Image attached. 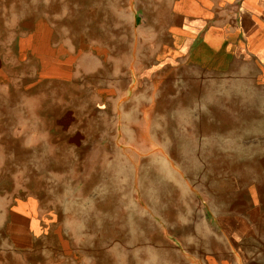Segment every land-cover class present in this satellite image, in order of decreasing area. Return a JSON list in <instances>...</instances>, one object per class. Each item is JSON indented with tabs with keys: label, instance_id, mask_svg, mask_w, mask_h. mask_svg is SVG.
<instances>
[{
	"label": "rangeland",
	"instance_id": "374dc122",
	"mask_svg": "<svg viewBox=\"0 0 264 264\" xmlns=\"http://www.w3.org/2000/svg\"><path fill=\"white\" fill-rule=\"evenodd\" d=\"M177 1L0 0V264H264V55Z\"/></svg>",
	"mask_w": 264,
	"mask_h": 264
},
{
	"label": "crops",
	"instance_id": "0c3cea01",
	"mask_svg": "<svg viewBox=\"0 0 264 264\" xmlns=\"http://www.w3.org/2000/svg\"><path fill=\"white\" fill-rule=\"evenodd\" d=\"M234 15L250 49L263 56L264 0H178L170 37L181 46L201 40L202 58L208 62L220 54L231 57L233 47L243 45L232 40Z\"/></svg>",
	"mask_w": 264,
	"mask_h": 264
}]
</instances>
